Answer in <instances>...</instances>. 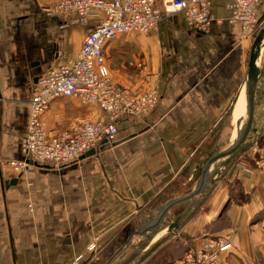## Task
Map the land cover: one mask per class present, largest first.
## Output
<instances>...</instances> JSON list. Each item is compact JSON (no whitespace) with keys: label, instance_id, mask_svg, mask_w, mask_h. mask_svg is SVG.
<instances>
[{"label":"crops","instance_id":"obj_1","mask_svg":"<svg viewBox=\"0 0 264 264\" xmlns=\"http://www.w3.org/2000/svg\"><path fill=\"white\" fill-rule=\"evenodd\" d=\"M58 1L0 0V264H104L164 205L193 191L207 158L198 147L209 146L210 157L230 146L231 124L244 107L253 38L242 39L239 24L229 21L231 0H212L206 31L176 12L154 30L104 44L117 86L133 94L158 89L149 114L122 119L115 140L93 155L15 173L8 162L23 158L36 79L73 59L99 19L95 12L74 24L72 11L48 15L44 7ZM258 11L264 16V0ZM258 66L249 147L215 163L199 195L171 207L147 234L133 235L109 264H177L188 248L214 237L232 243L220 264H264V167L256 164V142L264 139V44ZM42 118L63 129L105 114L61 97Z\"/></svg>","mask_w":264,"mask_h":264},{"label":"built area","instance_id":"obj_2","mask_svg":"<svg viewBox=\"0 0 264 264\" xmlns=\"http://www.w3.org/2000/svg\"><path fill=\"white\" fill-rule=\"evenodd\" d=\"M258 5L259 0L229 3V21L239 24L242 39L253 38L262 23ZM44 11L48 15L72 11L74 24L86 23L95 12L99 19L73 59L36 79L27 133L21 143L23 158L8 162L15 173L28 166L60 169L70 165L90 149L97 151L102 144L114 141L122 119L142 118L155 108L160 98L156 87L133 94L112 80L102 51L107 41L125 33H147L176 12L199 32L209 29L214 19L212 0H61ZM61 97L95 104L105 118H84L63 129L48 128L43 113L51 101ZM256 164L264 167V145L257 151ZM231 247L229 238H210L199 247L188 248L177 264H220L221 256Z\"/></svg>","mask_w":264,"mask_h":264},{"label":"water","instance_id":"obj_3","mask_svg":"<svg viewBox=\"0 0 264 264\" xmlns=\"http://www.w3.org/2000/svg\"><path fill=\"white\" fill-rule=\"evenodd\" d=\"M263 20L260 27L258 28L256 34L253 37L249 56H248V64H247V73L245 78V101H246V113H245V124L239 128L236 132L234 141L230 144L229 147L224 149L220 152H215L212 154L207 161L204 163L202 170L198 176L195 188L190 193L183 195L182 197H179L177 199H173L169 201L164 207L160 210L158 216L156 219L147 227L145 226L140 231L133 232L126 241H124L118 248L115 250V252L110 256L104 264H109V262L114 258V256L124 247L125 244L128 243V241L131 239L133 235L136 234H147L148 231L155 228L167 215L170 208L174 205L181 203L183 201L192 199L194 196L199 195L202 190L204 189V186L207 182L208 175L210 173V168L213 166V164L221 158H227L230 160L232 158L233 154L238 151V149L242 146V144L245 142L246 138L249 136L250 132L252 131V123H253V116H254V102H255V89L258 81V75H259V66H258V57L260 54V50L263 46L262 40L264 38V16L261 17ZM243 118V119H244ZM238 124V122H237ZM239 125V124H238ZM110 144L105 143L102 144L98 150L103 149ZM96 153V149H90L89 151L85 152L83 155H81L78 159L93 155ZM31 164V162H29ZM27 168H31V166H28ZM210 170V171H209ZM16 178L12 179L10 183L16 182ZM6 186L8 182L4 183ZM176 225V223H171L169 225V228H173Z\"/></svg>","mask_w":264,"mask_h":264},{"label":"rangeland","instance_id":"obj_4","mask_svg":"<svg viewBox=\"0 0 264 264\" xmlns=\"http://www.w3.org/2000/svg\"><path fill=\"white\" fill-rule=\"evenodd\" d=\"M61 1V0H60ZM263 21V20H262ZM245 124V118L241 121V123L238 125L237 124V122L234 120L233 121V123L231 124V129L230 130H233V134L235 135L236 133H235V131L236 130H238L239 128L241 129V127L243 126ZM238 128V129H237ZM252 132V131H251ZM250 132V133H251ZM234 138H235V136H233ZM234 138H232L233 140H232V142L234 141ZM231 142V143H232ZM249 145H250V142H244L243 144H242V146L239 148V150L237 151V152H235L234 154H233V156H236L237 155V153H242V151H240L241 149H242V147L244 146V149H246V148H248L249 147ZM256 145H257V150L256 151H258L259 150V148L261 147V146H263L264 145V139L262 138H258V140H257V142H256ZM209 146H206V145H201V146H199L198 147V151L201 153V155H204L203 156V158L207 155V158L209 157V154L211 153V149L210 148H208ZM218 147V146H217ZM226 146H224V148H225ZM227 147H229L228 145H227ZM226 147V148H227ZM257 153V152H256ZM238 154V155H239ZM207 158H205L204 159V163H205V161L207 160ZM222 159V158H221ZM221 159H218L215 163H221V162H219ZM203 163V164H204ZM214 163V164H215ZM213 164V165H214ZM216 164V165H217ZM213 170H214V168H212Z\"/></svg>","mask_w":264,"mask_h":264},{"label":"bare ground","instance_id":"obj_5","mask_svg":"<svg viewBox=\"0 0 264 264\" xmlns=\"http://www.w3.org/2000/svg\"><path fill=\"white\" fill-rule=\"evenodd\" d=\"M262 44H264V38L262 40ZM245 91V90H244ZM246 113V101H245V93H244V107H243V111L242 113L239 115V117L236 119V122H238V124L241 123V121L243 120L244 116ZM238 129V128H237ZM237 132V130L235 131V133ZM236 135V134H235Z\"/></svg>","mask_w":264,"mask_h":264}]
</instances>
